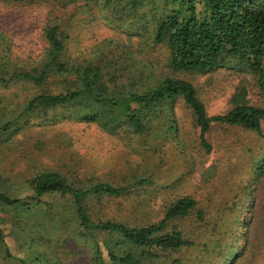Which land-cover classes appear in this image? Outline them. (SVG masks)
Segmentation results:
<instances>
[{"label": "rangeland", "instance_id": "obj_1", "mask_svg": "<svg viewBox=\"0 0 264 264\" xmlns=\"http://www.w3.org/2000/svg\"><path fill=\"white\" fill-rule=\"evenodd\" d=\"M58 4V0H0V31L10 43L12 59L30 63L42 55L47 45L43 28L58 21L68 35L65 41L72 56L96 60L103 50L104 55L118 58L116 73L150 62L155 67L160 62L157 70L167 72L164 50L149 46L140 50L139 38L127 22L103 18L99 12L90 15L79 9L78 1L66 7ZM108 40L114 52H107ZM174 75L193 84L208 115L228 111L231 95L241 87L247 90L248 104L264 107L256 78L249 72L225 66L204 74ZM36 88L0 87V122L14 117L7 112L18 110ZM173 115L175 131L154 123L142 134L128 128L112 133L73 118L48 122L33 117L6 137L9 141L0 140V175L17 182L38 170H55L75 185L101 181L124 186L127 193L122 196L89 195L84 205L92 221L130 226L157 223L175 199L190 196L196 210L171 221L168 230L181 231L193 244L177 250L156 249V258L140 264H264V174L257 177L253 171L264 154V121L262 136L239 126L212 123L206 134L211 145L207 152L200 144L193 113L181 99L174 103ZM139 179L145 182L137 184ZM42 202L46 204L21 213L0 204L4 241L0 264H94L95 247L105 264H115L108 258L109 251L135 253L115 235L82 230L66 198L47 195Z\"/></svg>", "mask_w": 264, "mask_h": 264}, {"label": "trees", "instance_id": "obj_2", "mask_svg": "<svg viewBox=\"0 0 264 264\" xmlns=\"http://www.w3.org/2000/svg\"><path fill=\"white\" fill-rule=\"evenodd\" d=\"M75 1L79 9H86L90 15L99 12L103 18L127 22L132 35L139 38L140 50L145 46L152 50L161 47L167 72L157 70L160 62L155 67L149 61L116 73L118 58H111L109 53L104 55L103 50L96 60L72 56L65 41L68 35L58 21L44 26L46 48L42 55L27 63L24 59H12L10 43L0 31V87L17 84L37 87L18 110L7 112L14 117L0 122V140L9 141L6 137L33 117L48 122L73 118L112 133L128 128L142 134L154 123L173 132L176 130L173 105L179 99L192 111L200 144L207 152L211 145L206 134L212 123L239 126L263 135L264 107L248 104L245 87L231 95L228 111L208 115L193 84L174 74H204L225 66L249 72L255 76L264 102V0H58V5L66 7ZM118 27L124 30L121 24ZM107 43L111 47V40ZM107 52L114 50L111 47ZM124 53L130 54L126 49ZM253 171L257 177L264 174V154ZM13 176L18 178L20 174ZM136 182L141 184L145 180ZM126 193V187L108 182L91 181L85 185L79 181L75 185L55 170H38L17 182L0 175V204L6 208L19 213L30 211L46 204L42 197L57 194L71 202L82 230L115 235L135 249V253L109 251L108 258L115 264H140L142 260L156 258V249L177 250L193 244L181 231L168 230L171 221L196 210V201L190 196L175 199L157 223L130 226L113 220L90 219L84 205L87 196L117 197ZM0 243H4L1 235ZM93 261L105 264L96 247Z\"/></svg>", "mask_w": 264, "mask_h": 264}]
</instances>
